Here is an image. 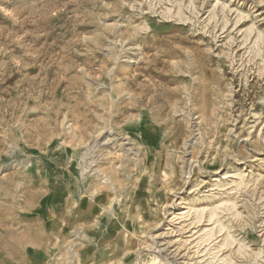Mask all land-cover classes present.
Segmentation results:
<instances>
[{
	"label": "rangeland",
	"instance_id": "obj_1",
	"mask_svg": "<svg viewBox=\"0 0 264 264\" xmlns=\"http://www.w3.org/2000/svg\"><path fill=\"white\" fill-rule=\"evenodd\" d=\"M187 205L167 261L264 264V0H0V264H154Z\"/></svg>",
	"mask_w": 264,
	"mask_h": 264
},
{
	"label": "bare ground",
	"instance_id": "obj_2",
	"mask_svg": "<svg viewBox=\"0 0 264 264\" xmlns=\"http://www.w3.org/2000/svg\"><path fill=\"white\" fill-rule=\"evenodd\" d=\"M82 168H83L82 169V175H83L84 172L86 171L87 166L84 165ZM97 172L98 171H96V173H95L96 176L98 175ZM103 183L104 184H109V182H107L106 179L103 181ZM192 209H193V207L187 205V206H184L183 209H181L180 211H177V212L173 213V217L170 219V221H168V226L165 228V231L161 232V233H159L157 235L158 238H160V241L157 242V245H156L157 246V250L155 251V254H152L151 257H150V261H153L154 264H187L188 263V262H186L184 260L183 261H177L178 259H173V260L171 259V261H167V259L169 257V253H166L165 251L167 250L168 246H170V245L178 244V245H180V247L183 246L182 242H183L184 239L181 240V237H179V235H182V232L180 231L181 226L180 225L174 226V223L180 222V220L183 217H185L186 214H188L190 211H192ZM195 211H196L195 212L196 213V218L199 220V215L197 213L199 211L201 212V210L195 209ZM214 215H215L214 212H211L209 219H212L214 217ZM174 236H177V238L170 239V240H168V239L166 240L165 239L166 237H174ZM203 240L205 241L206 239H203ZM163 254H165V256ZM172 257L173 256H171L169 258H172ZM191 261H192V259H191ZM140 264H144V262L140 263Z\"/></svg>",
	"mask_w": 264,
	"mask_h": 264
}]
</instances>
